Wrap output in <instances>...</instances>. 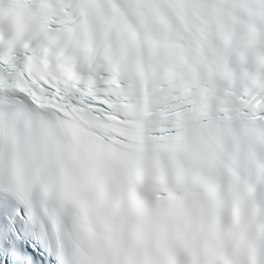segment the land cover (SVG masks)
Here are the masks:
<instances>
[{"label": "snow or ice", "instance_id": "snow-or-ice-1", "mask_svg": "<svg viewBox=\"0 0 264 264\" xmlns=\"http://www.w3.org/2000/svg\"><path fill=\"white\" fill-rule=\"evenodd\" d=\"M20 100L79 169L70 200L0 192V264H142L206 183L193 161L233 124L264 143V0H0V104Z\"/></svg>", "mask_w": 264, "mask_h": 264}, {"label": "clouds", "instance_id": "clouds-1", "mask_svg": "<svg viewBox=\"0 0 264 264\" xmlns=\"http://www.w3.org/2000/svg\"><path fill=\"white\" fill-rule=\"evenodd\" d=\"M9 7L2 5L5 14ZM2 22L10 23L7 15ZM248 139L264 149V143ZM193 165L206 183L188 198L183 223L137 249L142 264H264V214L255 195L257 185H264V170L252 167L226 137L206 164ZM78 169L55 115L27 100L0 104V192L31 190L70 200ZM128 251L126 245L119 249L121 257Z\"/></svg>", "mask_w": 264, "mask_h": 264}]
</instances>
